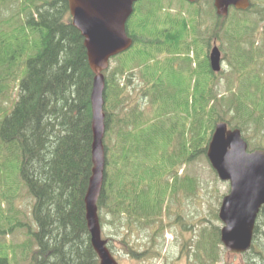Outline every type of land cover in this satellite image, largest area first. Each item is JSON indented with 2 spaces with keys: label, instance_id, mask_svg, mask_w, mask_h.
I'll return each instance as SVG.
<instances>
[{
  "label": "trees",
  "instance_id": "trees-1",
  "mask_svg": "<svg viewBox=\"0 0 264 264\" xmlns=\"http://www.w3.org/2000/svg\"><path fill=\"white\" fill-rule=\"evenodd\" d=\"M0 3H13L21 16L16 17L23 19L18 25L4 18L0 21V100L9 91L16 94L10 108L0 105V181L13 193L8 201L23 184L27 187L34 199L32 217L37 226L34 231L5 214L14 207L3 209L0 198V235H10L17 227L28 229L27 241L18 246L20 252L26 250V256L17 261V248L5 239L0 264H11L12 259L17 264H100L86 219L85 196L93 172L95 74L84 38L73 26L67 0ZM212 8V22L213 14L203 7L195 9L188 21L181 15L163 18L154 11L136 9L127 25L133 46L114 59L120 64L113 71L105 73L107 166L97 205L113 224L122 218L119 221L125 226L126 219L129 230L157 227L144 251L125 241L127 252L136 259L151 255L156 237L169 227L164 224L163 209L170 195L181 191L193 198L201 188L195 176H179V171L207 156L216 125L225 122L242 131L252 126L259 133L264 131V71L253 68V63L263 61L264 52L253 39L256 28L247 16L253 14V5L246 12L233 10L230 17H221ZM13 24L17 26L11 29ZM199 27L209 33L202 39ZM214 40L227 42L230 49V76L238 85L234 88L230 81L229 96L215 88L219 72L212 70L208 55ZM123 55L128 58L118 59ZM135 69L142 75L138 89L142 98L138 106L124 107ZM129 73L126 82L118 78ZM150 98L156 108L148 118L143 114V99ZM123 107L130 116L117 118L113 109ZM13 163L23 183L6 177ZM214 216L219 220L217 212ZM263 226L264 207L254 231L251 252L255 256L247 264H264V245L256 247L264 235ZM198 243L199 264L220 262L218 227L210 232L204 228Z\"/></svg>",
  "mask_w": 264,
  "mask_h": 264
},
{
  "label": "rangeland",
  "instance_id": "rangeland-1",
  "mask_svg": "<svg viewBox=\"0 0 264 264\" xmlns=\"http://www.w3.org/2000/svg\"><path fill=\"white\" fill-rule=\"evenodd\" d=\"M252 2L253 8L251 12H253V14L250 13L247 16L251 21L250 25L254 26L257 29L260 28L264 22V0H252ZM213 3V0H209V2L202 0L201 3H197L195 5H189L183 0H141L136 4V7L133 10L132 14L134 15L136 9L141 8L147 11H154V13H157L158 16H161L163 18L165 15H181L182 19H186L188 21L191 13L195 9H200L203 7L205 8V12H210V7L214 6ZM0 6V21L3 20L2 18H4L9 22H15L17 25L20 24L21 21H23L22 18H18L21 16L18 14V10H16L13 6V3H6L5 5L0 3ZM212 9L215 10V7ZM232 12L233 11L231 10L228 15L229 17L231 16ZM257 13L260 17L261 14L263 15V21L258 19ZM16 14H18V17H16ZM210 14H213V17L211 19L212 22L215 20V13L214 11L213 13L211 11ZM17 25L13 24L11 29L16 27ZM199 33L201 39L203 36H207L209 34L201 30L200 27ZM257 33L256 31L253 32V34ZM255 37L257 45L262 44L264 46V38L260 36V34ZM215 44H217L220 48L223 58L221 72H217L218 78L215 80V88L223 93V95L229 96L230 92L228 93V88L231 86L230 81H232L233 79V77L230 76V73L233 69L229 64V60L231 59L230 49L227 42L214 40L213 46ZM263 46L260 47L264 52ZM130 56L134 58L132 50L130 51ZM115 58L111 60V71H113L120 64L117 60H114ZM127 58V56L123 55L118 59L122 60ZM253 68L256 71H264V61L253 63ZM222 72H224V74L221 75L220 73ZM128 76L131 77V73L124 76H119L118 78L121 79V82H126ZM134 76L135 81H133L132 83L133 86L131 85L128 87V96L131 97L125 96L126 102L124 107H128L130 104H132L133 107L135 105L138 106V100L142 98V94L139 91L141 87L140 84L142 75L135 69ZM4 81L5 84H10L11 82H13L12 79L9 81ZM232 83H234V81H232ZM237 85L238 84L235 82L234 88L237 87ZM16 87H18V84H16ZM15 98L16 94L9 91L6 93L5 97L0 100V105L10 108ZM155 104L156 103L152 102V98L143 99V108H146L147 110H145L143 113L144 117H151L156 108ZM124 107L113 109L117 118L130 116V110H127V108ZM135 109H137V107ZM242 136L246 140H248L250 151L258 148L264 149V131H261L259 133L256 131V129L253 130L252 126L248 131H242ZM255 136H259L261 138V144L259 143L258 138ZM12 166V170L6 174V177L12 178L15 182L17 181V183L18 181L22 182L20 175H15L17 170H14V163L10 165V168ZM184 174L195 176L198 180H200L201 188L193 198H187L186 196H184L183 192L179 191L173 196H171V194L167 199V202L163 209V216L164 224L168 223L169 227L164 230L163 235L160 234L156 237V249L151 252V255H146L136 259L127 252L125 241L128 242L130 246H134V249H136L137 251H144L145 248L149 247L152 243L154 235L153 229H156V226H133L131 230H129L126 226V219H124V224L126 227L119 221L122 218L118 221L116 220V222L113 224L111 222L112 218L108 217L106 215L107 213H105L104 211L100 212L101 218L106 217L105 221L102 222L101 220L103 239L107 240L108 247L119 264H199L198 259L195 256V252L197 251V247L199 244L198 242L200 240V234L202 233L204 228H206V230L209 232L211 228L214 227H218L221 230L222 222L220 220H216L214 213L217 212L219 214L222 198L230 191V183L221 181L218 178V175L215 172V169L211 166L207 156L196 159L190 165L183 167L179 171V176H183ZM13 180L12 184L14 185L15 182H13ZM1 182L2 181H0V198H2V208L8 210L12 205L14 207L12 211H7L5 212V214L15 216L23 224L29 225L28 227H30L32 230H37L36 223L34 222L32 217L34 199L29 194L27 187L23 184L20 188L17 189L18 194L16 195V197L9 198L8 201V197H11L13 193H8L5 189V186H3ZM178 216H181V219L177 223L176 220ZM106 221L109 222L106 223ZM157 226L159 227V223L157 224ZM27 231V227H17L12 230V234L10 235H7V233L0 235V246L3 247L7 240L9 241V245H11L12 243L17 248L15 254V257H17V261H21L26 256V250L23 248V250L20 252L18 246H21L23 242L27 241ZM257 243L260 247L264 245V235ZM258 245H256V247ZM220 248L222 250V253L221 260L218 264H247L249 260L255 256L252 252H248L245 254L229 253L225 251L222 244H220ZM19 253H21L20 256ZM157 253L159 255H157ZM11 264H17L15 262V259L11 260Z\"/></svg>",
  "mask_w": 264,
  "mask_h": 264
},
{
  "label": "water",
  "instance_id": "water-1",
  "mask_svg": "<svg viewBox=\"0 0 264 264\" xmlns=\"http://www.w3.org/2000/svg\"><path fill=\"white\" fill-rule=\"evenodd\" d=\"M67 1L73 26L84 38L88 61L95 74L91 94L93 172L85 196L87 225L100 264H119L102 238L97 205L106 168L104 72L109 69L113 57L132 46L133 40L127 34L126 25L134 4L140 0ZM214 6L219 16H227L230 7L248 9L250 0H214ZM210 62L213 71H220L221 52L217 46L211 52ZM207 155L219 177L231 184V192L223 199L220 210V219L225 224L221 240L228 251L245 252L251 247L256 218L264 206V151L248 153L241 132L228 130L225 123H219Z\"/></svg>",
  "mask_w": 264,
  "mask_h": 264
},
{
  "label": "flooded vegetation",
  "instance_id": "flooded-vegetation-1",
  "mask_svg": "<svg viewBox=\"0 0 264 264\" xmlns=\"http://www.w3.org/2000/svg\"><path fill=\"white\" fill-rule=\"evenodd\" d=\"M259 17H260V16H259ZM261 17H262V16H261ZM261 17H260V20L263 21V18H261ZM255 31H256V33H257V32H258V33H257V34H253V39H254V40H256V39H255V38H256L255 36H258V34H260V36H262V37L264 38V22H263L262 26H261L260 28L255 29ZM259 31H260V32H259ZM259 45H260V46H263L262 44H259ZM211 46H212V47H211ZM260 46L258 47V49L261 50V47H260ZM263 47H264V46H263ZM212 49H213V43H211L210 48H209L210 53H211ZM210 53H209V55H210ZM263 58H264V57H263ZM263 58H262V59H263Z\"/></svg>",
  "mask_w": 264,
  "mask_h": 264
},
{
  "label": "bare ground",
  "instance_id": "bare-ground-1",
  "mask_svg": "<svg viewBox=\"0 0 264 264\" xmlns=\"http://www.w3.org/2000/svg\"><path fill=\"white\" fill-rule=\"evenodd\" d=\"M263 131V130H262ZM212 248V247H211ZM212 250V249H211ZM215 261V260H214Z\"/></svg>",
  "mask_w": 264,
  "mask_h": 264
}]
</instances>
